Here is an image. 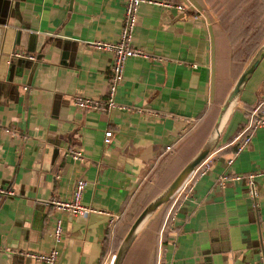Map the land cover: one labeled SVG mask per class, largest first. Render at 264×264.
<instances>
[{"label":"crops","instance_id":"obj_1","mask_svg":"<svg viewBox=\"0 0 264 264\" xmlns=\"http://www.w3.org/2000/svg\"><path fill=\"white\" fill-rule=\"evenodd\" d=\"M169 1L194 9L138 7L132 45L145 57L124 62L116 107L96 113L72 99H106L112 55L87 44L118 41L124 0H0V126L16 132L0 130V188L13 194L0 197V264H43L18 254L50 250L57 264H108L146 193L156 194L149 202L158 196L207 140L229 92L212 25L201 0ZM234 105L189 198L171 220L169 201L147 218L121 264L264 262V178L254 200L242 180L216 184L222 174L264 171L261 128L227 165L249 113L264 115V56ZM75 149L80 162L67 155ZM78 179L81 205L96 213L52 210L47 202L68 200ZM105 214L117 217L112 230ZM56 221L59 242L50 235Z\"/></svg>","mask_w":264,"mask_h":264},{"label":"built area","instance_id":"obj_2","mask_svg":"<svg viewBox=\"0 0 264 264\" xmlns=\"http://www.w3.org/2000/svg\"><path fill=\"white\" fill-rule=\"evenodd\" d=\"M142 4L156 6L164 9L173 8L178 12H186L189 10H193L194 7L191 3L185 2L181 4H172L169 0H124V12H123V22L120 30L119 39L115 43H107L101 41H92L87 45L96 51L110 53L112 55V66L111 72L108 75V85H107V94L106 99L102 102L96 99L89 98H80L74 97L72 99V104L77 110L82 111H93L96 113H106L109 110L115 108V104L113 102L114 92L121 83L122 80V69L124 62L129 58H143L145 57L142 50L136 48L132 45V34L136 24V17L138 12V7ZM13 58H23L26 57L29 61H34V57L32 56H23L18 53L12 54ZM25 90V88H24ZM261 128L264 130V115L258 114V108L252 110L248 115V124L234 138V141H237V148L233 152L231 159L227 161V165L231 163L233 157L238 154L244 147H246L250 139L253 135V132ZM2 130L6 134L14 135L16 132H13L7 127H1ZM111 132L105 131L103 133L102 144L103 146H107L110 143ZM169 147L165 148V151H169ZM68 157L72 161L80 162L83 160V155L77 149L68 151ZM210 155H208L192 172L191 174L184 180L182 185L176 190V192L169 199V210L165 215V220H171V214L173 209L176 207L181 199L189 198L191 194V184L193 178L201 176L208 169V159ZM256 178H264V171H259L255 173H248L245 175H237L228 177L227 175H220L217 177L216 184L222 186L226 181L239 182L244 181L247 186V193L251 200H254L256 197L255 190V179ZM85 181L82 179H78L75 181L70 198L65 201L60 200H49L47 205L52 208V210L66 211L70 214V216H83L89 213H96L90 208L81 205L80 197L85 188ZM13 194L6 189L0 188V197H11ZM109 218L108 220V229L112 230L114 224L116 222L117 217L111 216L110 214H105ZM60 223L59 221L55 222L53 229L50 231L51 237L54 238L56 242H59L60 238ZM21 257L30 259L35 262L43 263V264H57V254L55 251L50 250L46 253H19ZM112 259V257H111ZM110 259V262H111ZM110 262L108 264H110ZM260 264H264L260 263Z\"/></svg>","mask_w":264,"mask_h":264},{"label":"water","instance_id":"obj_3","mask_svg":"<svg viewBox=\"0 0 264 264\" xmlns=\"http://www.w3.org/2000/svg\"><path fill=\"white\" fill-rule=\"evenodd\" d=\"M264 56V44L259 48L256 54L249 61L247 66L241 72L230 91L228 92L225 100L223 101L219 112L217 114L216 120L213 124L211 132L200 148V150L195 154V156L179 171V173L175 176V178L170 182V184L153 200H151L136 216L126 234L122 238L119 243V246L112 256L110 264H121L127 250L129 249L136 233L142 226V224L149 218L159 207L166 204L171 196L176 192V190L182 185L183 181L191 174V172L211 153L215 144L217 143L218 137L221 133L222 127L227 119L230 109L235 103L241 89L244 84L251 76L258 63ZM225 114V119L223 124H221L220 128L217 130V126L221 120V118Z\"/></svg>","mask_w":264,"mask_h":264},{"label":"rangeland","instance_id":"obj_4","mask_svg":"<svg viewBox=\"0 0 264 264\" xmlns=\"http://www.w3.org/2000/svg\"><path fill=\"white\" fill-rule=\"evenodd\" d=\"M201 1H202V11L209 19L212 25L213 34L216 41V56H217L216 60L219 64L217 68V74L221 83L224 86H226V88H228V91H230L231 87L233 86V84L235 83L241 72L244 70V68L247 66V64L256 54L259 48L264 44V42L259 46V48L255 50V52H253V54H252L253 49H251L247 53V55L243 58L241 52H239V54H237L235 57L229 56L226 49L228 42V30L227 27L224 26L223 24L225 20L229 17L232 8L236 5L238 0H232V2L230 0H201ZM261 3H262L261 0H248L249 8L246 11L247 12L251 11L254 14L255 18H257L259 22H261V26L263 25L264 27V11ZM149 188H153V187H149ZM146 194L147 196L145 197V199L140 203V205H138L139 209L143 208L144 204H146L148 200H150L152 197L156 195L154 192H149V191ZM167 206L168 204H166V206L164 205L163 208L166 209ZM137 211H134V213H132L131 222L135 218ZM121 240L122 239H120L119 242Z\"/></svg>","mask_w":264,"mask_h":264},{"label":"trees","instance_id":"obj_5","mask_svg":"<svg viewBox=\"0 0 264 264\" xmlns=\"http://www.w3.org/2000/svg\"><path fill=\"white\" fill-rule=\"evenodd\" d=\"M230 1L232 2V0ZM261 2L264 11V0H261ZM248 8V0H238L236 5L232 8L229 17L223 24L228 30V42L226 49L229 56L235 57L239 54V52H241L243 58L251 49H253V54V52H255V50L264 42V27L263 25L261 26V22L255 18L251 11H246ZM213 123L211 127L213 126ZM232 148L231 152L236 150L237 143L232 146ZM166 204L164 205L166 206ZM145 205L146 204H144V206ZM163 206L159 207V209H163ZM141 210L142 208L137 211L135 217ZM124 235L125 232L119 237L122 239ZM104 249H106V244L103 246V250Z\"/></svg>","mask_w":264,"mask_h":264},{"label":"bare ground","instance_id":"obj_6","mask_svg":"<svg viewBox=\"0 0 264 264\" xmlns=\"http://www.w3.org/2000/svg\"><path fill=\"white\" fill-rule=\"evenodd\" d=\"M234 106H235V105H234ZM224 119H225V114H224V116L221 118V120H220V122H219V124H218V126H217V130L220 128L221 124H223ZM183 182H184V181H183Z\"/></svg>","mask_w":264,"mask_h":264}]
</instances>
